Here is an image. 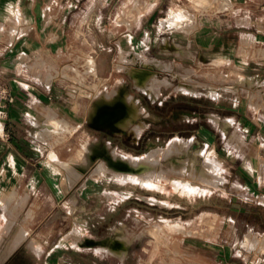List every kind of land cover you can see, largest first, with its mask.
<instances>
[{
    "label": "rangeland",
    "instance_id": "1",
    "mask_svg": "<svg viewBox=\"0 0 264 264\" xmlns=\"http://www.w3.org/2000/svg\"><path fill=\"white\" fill-rule=\"evenodd\" d=\"M54 1L52 0L49 5L51 6ZM138 1L137 7L142 11V15L146 14L141 24L138 25L140 29L133 31V28H129L126 24L131 22L135 15V12H131L134 4L130 0H109L106 1L104 11L89 14V40H67L66 42L62 40V44L51 42L45 45L42 50L31 54L29 60L16 59L14 63L21 68L19 70L23 74H25L24 69L26 72L32 71L38 75L36 80L39 78L54 82L55 86L61 84L63 89L59 95L62 96L63 102L70 100L65 95L66 91L63 90L65 88L73 89L76 86L88 87L89 92L80 91L78 95L67 92V96L68 94L73 95L74 101L82 102L83 95L89 94V108L93 99L97 100H94V104H96L99 99L115 94V92H120L122 97L126 93H133L132 95H135L136 99L141 100V106L146 109L142 119L147 123V127L140 136H136L132 131L140 121L134 122L126 131L118 129L113 124L104 128H96L89 121L88 128L79 131L71 141L72 149L74 148L71 155L76 156L77 154L76 157H78L77 150L81 149L82 143L80 137L89 134V146L99 149L107 145L111 160L105 159V162L107 165L109 164V167L118 170L120 168L117 166L118 164L112 162L120 161V154L143 157L153 149L168 148L175 139H194L195 143L192 142L191 151L202 150V156L198 158L196 165L200 167L204 159L211 157L213 150L205 153L203 140L195 137H198L196 136L198 131L203 128L213 132L212 121L216 122L218 117L210 116V119H207L201 116L202 113L212 112L213 101L207 88L198 84L199 87H195L193 93L179 91L177 86L182 84L181 79L174 78L173 75L184 74L190 80L201 83V85L208 84L219 89L218 93L224 97L238 96L245 104H249L248 101H250L252 93L250 94L247 90L250 87L257 88L259 83L264 84V57L256 56L258 55L257 50L264 49V39L258 40V43L253 45L238 40L237 45L227 47L223 59L217 62L207 61L203 56L200 59V56L198 57L201 63L197 60L192 61V57H189L191 55H181L179 59L169 57L167 60L171 59L177 62H162L170 63L173 69L160 70L153 66L150 56L163 60L166 58L156 55L155 49L150 48L143 41L151 40L150 34L153 32L156 35V26L158 25L152 22L151 28H146V25L149 24V13L146 12L150 9L145 8L146 3H152L154 6L159 0ZM93 2L94 0H90L89 4ZM102 3V0H95L94 5ZM125 6L127 9L122 12ZM160 9L162 12L159 16L163 17L161 23L165 26H172V23L183 20V17L186 18L184 23L220 26V24H231L229 23L231 17L235 16V0H163ZM170 9L176 10L175 18L164 24V20L174 14L169 13ZM182 10L185 12V16L182 14ZM263 18L264 5L261 6L252 21L259 30L263 26ZM53 20V13L46 15L39 32L40 37L53 41L52 37L59 33L54 29ZM182 26L179 25L180 30H183ZM187 27L186 31L193 30L191 26L189 29ZM255 30V27L249 29L238 27L227 29L226 33L244 36ZM81 31L79 30L80 33ZM216 32H219V27ZM18 34L31 37L37 34V30L32 25H28ZM72 35L75 36V32H72ZM108 40L110 43H107ZM176 46L182 48L180 44H176ZM87 47H89V64L92 68V71L89 68L88 78L83 75L86 62H80L70 56V53L75 50L83 52ZM145 49L148 50L147 55L142 52ZM196 50L197 47L193 46L191 51ZM246 50L247 53L249 50L250 53L256 52L255 58L247 59ZM262 52L264 51L261 50L258 53ZM177 54L181 53L177 52ZM136 58L138 61L136 66L151 67L159 73V77H168L173 82V85L166 83L153 85L156 89H160L162 86L170 87V89L162 91L163 97L158 99L162 101L167 98V104L160 105L159 101L154 103V97L141 94L138 91L141 89L129 72L134 66L132 59ZM96 69L98 76L95 72ZM241 77H245L247 80L241 82ZM253 83H256L257 86ZM148 85L150 84L148 83ZM104 87H107L106 91H102ZM259 91H264V87ZM234 92L237 94L234 95ZM259 93L262 100L264 94ZM258 95L254 96V100ZM113 110L112 107H105L101 111ZM153 111H157L161 119L155 121L151 117ZM63 115L65 114L63 113ZM62 136L64 137V135ZM53 140L50 143L52 147L46 150V158L47 162L56 164L55 168L58 174L52 173L51 175L55 181L64 178L63 186L46 187L45 191L39 190L33 195L31 193L30 203L21 206V211L16 210L14 214L16 219L10 211L8 215L13 220L6 219L2 225L4 235L0 237V245L4 241L0 247V264H197L195 255H190L183 250V247L188 245V242L184 241L185 239L190 240V244L204 243L206 239L203 235H206V232L211 233L206 236L214 237L216 234L214 230L217 232L220 227L223 232L229 230L231 222L227 220L231 217L242 238L246 235L249 227L261 229L259 219L245 211H240L245 206V202H251L244 198L245 192L233 193L232 196H229L224 192L226 186L222 191L205 188L204 185L190 178L189 174L197 176L195 173H190L192 170L190 166L185 177L171 174L170 182L147 183L133 177L123 180L117 177L119 174L113 171L98 172L97 165L104 158L97 155L91 160L88 167L84 168L80 164L76 166L84 172L85 176L83 180L70 187L66 171L63 169V172L59 166L60 161L70 162V153H67L69 155L67 157L63 156L66 152L64 149L68 144L61 141L64 150L62 154L54 149V146L59 142ZM85 142L87 141L83 140V143ZM240 143L244 146L241 150L252 149V145H246L241 141ZM219 144L225 143L220 141ZM115 150H117L118 156H114ZM257 158L264 160V156H257ZM162 161L165 164L171 162L178 164V155L173 154L169 160L162 159ZM249 167L254 168L253 165H249ZM180 182H190L197 188L192 192L185 190L176 185ZM260 200L262 203V198ZM253 204L262 206L260 201ZM203 212H220L227 220L223 223L222 219L219 220L212 215L206 216L204 219L201 216ZM16 220H18V225L13 235L9 236ZM172 224L186 226L185 228L193 233L172 232L169 229ZM156 225H160L166 232L163 233V238L158 245L156 240L148 235L142 240L134 238L136 234ZM128 238L132 241L130 246L126 245ZM18 248L20 249L13 254ZM110 250H126L125 261H120Z\"/></svg>",
    "mask_w": 264,
    "mask_h": 264
},
{
    "label": "crops",
    "instance_id": "2",
    "mask_svg": "<svg viewBox=\"0 0 264 264\" xmlns=\"http://www.w3.org/2000/svg\"><path fill=\"white\" fill-rule=\"evenodd\" d=\"M51 1L52 0H0V86H7L13 96V101H3L1 103V105H6L8 118L2 123L0 122V237L4 235V227L2 225L5 220H13V218L8 215L10 211L12 215L15 214L16 210L21 211V206L30 203L32 198L30 197L31 193L33 195L36 191H45L46 187L53 188L63 186L64 178H59V181H55L53 175H51L52 173L58 174L55 168L56 164L47 162L48 160L46 158V150L52 147L50 143L53 139V141L59 142L58 145L54 146V149L56 151L58 150L57 152L63 154L64 150H66L63 154L64 157L69 156L67 153H70V162L65 163L60 161L59 164L62 171L64 169L67 173L66 177L70 187L76 182L83 180L85 176L84 172L76 167L78 164L86 168L97 155L104 158L101 159L103 160L100 162L101 164L105 162L104 152L109 155L108 146L106 144L105 147H100L99 149H94L89 146V134L80 137V142L83 143V140L87 142L83 143V145L81 143V149L77 150L78 157H76L77 154L76 156L71 155L74 149H72L71 141L74 136L83 128H88L89 121L93 124L91 110L97 104H94V100H97L93 99L91 107L89 108V94L87 96L83 95L84 100L82 102L78 100H76V102L73 100V95L68 94L67 96V92L77 95L80 91L87 93L89 92L88 87L76 86L73 89L65 88L63 91H66L65 95L70 98V100L69 102H63L62 96L59 95L62 93L61 89H63L61 84L55 86L54 82H48L39 78V80H36V76L38 75L32 71L26 72L24 69L23 71L25 74H23V72L19 70L21 68L14 63L16 59L29 60L31 54L42 50L45 45L51 42L54 44H62V40H65V42L67 40H89V14L101 13L104 11L106 1L109 0H102L103 3L101 5H94L95 0L92 4H89L90 0H55L50 6L49 3ZM162 3L163 0L157 1L154 6L146 12L149 13V24L146 25V28H151L152 22L158 25L156 26V35L153 32L150 34L151 40L143 41L145 44H148L150 48L152 47L155 49L156 55L166 58L163 60L150 56L152 60L177 62L167 59L169 57H176L179 59L181 55H191L189 57H192V61L197 60L199 63H201V61L198 60L199 56V59L203 56L207 61L217 62L223 59L227 47H232L234 44L237 45L238 40L253 45L258 43V40L264 39V18L262 20L263 26H261V30L252 22L261 6L264 5V0H235V16L231 17L229 22L231 24H220V26H216V24H214L215 26H202L199 23L196 25L193 23H184L186 21L184 17L183 20L172 23V26H165L161 23L163 17L159 16L162 12L160 9ZM170 12L176 13V10L170 9L169 13ZM181 12L184 15L185 12L183 10ZM50 13L54 14V29L59 32L56 36L52 37L53 41L47 40L39 35L46 15ZM145 15L146 14H143L140 17L138 23L133 27V31L140 29L138 25L141 24ZM244 24H246V26H244ZM28 25H32V27L37 30V34L31 37L19 36L18 33L21 29L23 30ZM179 25H183V30L179 29ZM189 26L193 28L191 32L185 30L186 27L189 29ZM217 27H219V32H216ZM238 27H246L247 29L255 27L256 30L244 36L226 33L227 29L231 30ZM79 30H82L81 33ZM220 30L223 31L221 32ZM72 32H75L76 35L73 36ZM107 43H110V40H108ZM176 44H180L182 48H178ZM193 46H196L198 51L192 52ZM250 50L248 53L246 50L247 59L255 58L256 52L250 53ZM261 50L264 51V49L257 50V54L259 55H256L257 57H264V52L258 53ZM202 51L203 53H201ZM142 52L147 55L148 50L145 49ZM177 52L181 54L178 55ZM70 56L80 62H86L83 75L88 78L89 68L92 71L89 64V47L83 52L75 50L70 53ZM198 62L197 65H199ZM95 72L98 76L97 69ZM258 85L257 88L250 87L247 90L250 94L252 93L251 99L248 101L249 104H245L238 96L224 97L219 94L218 97H211L213 101L212 112L202 113L201 116L207 119H210V116H215L219 118H216L215 121L217 122L219 120V122L216 123L211 120L214 124V131L212 132L203 128V130L198 131L196 135L198 137L195 138L203 140L205 153L206 151L213 150L210 155L211 157L205 159L203 163H210L215 167L216 177H218L219 181L216 185H213L210 183L208 184V182L204 180H200L199 176H192L190 174L189 176L199 184L204 185L205 188L208 187L222 191L223 187L226 186L224 192L229 196H232L233 193L245 192L246 195L244 194V198L249 199L251 202H245V206L240 211H245L259 219L261 229L257 230L255 227H249L246 235L242 238L238 229L235 227V222L232 217L227 220L220 212H203L201 216L204 219L206 216L212 215L214 218H219V220L222 219L223 223H225L226 220L231 222V226L229 230H225V232L222 231L221 227L217 232L214 230L216 233L214 237L206 236L211 235L210 232H206V235H203L204 239H206L204 243L195 242L194 244H190V240H184L188 242V245L183 247V250L187 251L190 255H195L194 257L197 264H264V202L261 203L260 200L264 198V160L263 158H257V156H264V112L257 108L264 105V98L261 100V96L258 95L260 94L259 92L264 94V91H259L264 87V84L259 83ZM81 88L83 89L81 90ZM105 88L107 87H104L102 91H106ZM168 89H170V87L162 86L160 89L155 88V90L149 93L142 90L138 91H140L141 94L154 97V103L159 101L160 105H163L164 103H168V99L164 98L162 101L158 99L163 97L162 91ZM235 94H237V92H234V95ZM256 95L258 96L256 100H254V96ZM136 100L138 101L140 109L138 116L133 119H128L123 127L117 128L126 131L134 124L132 123L133 121H140L132 130L136 136H140L142 133L141 131L147 127V123L142 119L146 109L141 106L140 99ZM153 112L154 113L150 115L155 121L161 119L157 111ZM63 113L65 115H63ZM93 125L96 128H104L96 126L95 124ZM6 134H8V137L5 136ZM62 135H64L65 138ZM179 140L186 142V139H175L168 148L153 149L143 157H132L126 154H120L121 160L119 163H121V166L119 164L117 165L120 167L119 173H130L132 169L137 172V169L141 167L142 163H144L145 167H150V162L152 163L151 159L155 156L157 157V155H159L157 153H160L162 158L160 161L154 160V162H156L155 167L158 169V163H160L173 170L167 175L168 181L170 180L171 174L185 177L186 174L184 175L175 169L178 167L187 168L189 165L188 163L191 161H194L196 166L198 158L202 156V150L196 152L191 151L192 142L195 143L194 139H192L193 141L187 140L189 146L186 149L182 150L174 147L175 143ZM61 141H65V143L68 144L64 150ZM220 141L225 144H219ZM235 141L237 142L235 143ZM240 141L246 145H252V149L247 148L244 151L241 150L244 146ZM173 154L178 155V164L174 162L170 164L163 163L162 159H164V161L169 160ZM117 155V150H115L114 156ZM148 158L150 161H148ZM124 159L127 161L129 160L128 163H125ZM203 163L201 166L204 165ZM100 164L97 165V170ZM249 165H253L254 168L249 167ZM136 172L135 175L131 174L126 177L119 174L117 177H121V179L124 180L133 177L144 180L147 183L165 182L158 181L157 179L146 180L138 176ZM79 173L81 176L76 180L77 174ZM176 185L191 192L197 188L190 182H180L176 183ZM256 201H260V205L262 206L259 207L253 204L256 203ZM14 217L16 219V215H14ZM17 225L18 220H16V224L13 226L9 236L13 235ZM172 225L178 226L174 228V230L170 229L172 232L193 233L192 231H188L189 229H185L186 226L184 227L180 224ZM155 231L157 230L152 226L150 229L136 234L134 238L142 240V238L148 235L154 238L158 245L163 238V233L166 232L164 229L160 230V232ZM127 242L129 245H126L130 246L132 241L128 238ZM6 244L3 246L2 251ZM19 249L20 248L13 254ZM110 251L116 255L120 261H125L127 252L124 260H122L121 257L115 253L121 251Z\"/></svg>",
    "mask_w": 264,
    "mask_h": 264
},
{
    "label": "bare ground",
    "instance_id": "3",
    "mask_svg": "<svg viewBox=\"0 0 264 264\" xmlns=\"http://www.w3.org/2000/svg\"><path fill=\"white\" fill-rule=\"evenodd\" d=\"M130 2L132 4H134V7L131 10V12H133V13L135 12V15L133 16V20L131 22H127L126 24H127V26L129 28H133L134 25L138 23L140 17L142 16V11L139 9V7H137V5L139 3L138 0H130ZM152 7H153L152 3H149V2L146 3V7H145L146 9H149V8H152ZM126 9H127V7L125 6L124 7V11H122V12H125ZM128 15H130V14H128ZM174 18H175V13L171 14L169 19L164 20V24H165L166 21H168V22H170V20L173 21ZM136 62H138L137 58L136 59H132V64H134V66L131 69V71H129V72H130L132 78L136 81L137 86L142 91L148 92V93L152 92L153 90H155L154 86L156 84H158V83H161V84L166 83L168 85H173V82L170 81V79L168 77H159V73L155 69H153L151 67H145V66H136ZM152 64H153V66H155L156 68H158L160 70H164V69L167 70L168 68H172L173 69V66L170 63H165V62L158 61V60H152ZM93 65H94V67L96 66L94 61H93ZM161 75H162V73H161ZM173 77L174 78L179 77L181 79V83L182 84L180 86H177V90H179V91L193 93L194 92L193 89L195 87H199V85H200L203 88H207V90L209 91V94H210L211 97H218V95H219L217 88H215L213 86H209L208 84H202L201 85V83H197L196 81L190 80L184 74H178V75L175 74V75H173ZM246 80L247 79L245 77H241L240 78L241 82H245ZM250 82H252V81L250 80ZM148 83L150 85H148ZM253 84L255 86H257L256 83H253ZM146 85H148V86H146ZM99 91H100V89H99ZM105 107H107V108L112 107V108H114V110L113 111H101ZM139 110L140 109H139L138 101L135 99V97L132 94L126 93L125 96L122 97L120 92H117V93L115 92V94L113 93V94H110L109 96H104L103 98L99 99L97 104L91 110V113H92L91 119H92L93 124H95L96 126H99V127H107V126H110L111 124L115 125L116 127H123V125L127 123L128 119H130V118L133 119V118L138 116ZM258 110H263V112H264V106L258 107ZM52 122H54V121H52ZM132 123H134V121ZM142 124H143V122H142ZM61 126H62V124H61ZM188 146H189V144L187 143V140H186V142L179 140V141H177L175 143L174 147H177V148H180V149L183 150V149L188 148ZM159 151H161V150H159ZM157 154H159V155H157V157L155 156V157H153V159H151L152 163L150 162V167H145L144 163H142L141 167L137 169V172L132 169V170H130L131 171L130 173H125L124 172L125 174H123V175L127 177L128 175H131V174L135 175V172H136V174L138 176H141V177L145 178L146 180L157 179L158 181L169 182L170 180L168 181V176L167 175H168L169 172H171L173 170L168 168L165 165H161L160 163H158L159 165H158V169H157V167H155L156 162H154V160L160 161V159L162 158L160 153H157ZM87 157H89V156H87ZM104 157L107 160H111L110 156L108 154H106L105 152H104ZM128 161L124 159L125 163H128ZM148 161H150V159ZM112 163L113 164H119V165L121 164V163H119V161L117 163H114V162H112ZM188 164H187L188 165L187 168L178 167L175 170H177L178 172L180 171L182 174L185 175L189 171L188 167L190 166V168L192 169L190 171V173H195L197 176H199L200 180H204L205 182H208V184L210 183V184H213V185L214 184L216 185L218 183L219 179H218V177H216L217 176L216 175V169H215V167L212 164H210V163H205L204 164L203 163L204 165L201 166V167L195 166L196 163L194 161H191ZM108 165L106 164V162L101 163L99 165V168H98L97 171L98 172H104V173H106L107 171H113L116 174H120L119 173L120 168H118V170H115V169L109 167ZM120 172H122V171H120ZM80 176H81L80 173L77 174L76 180H78V178ZM262 202H264V198H262ZM176 227H178V226L170 225L169 229H173L174 230V228H176ZM154 229L157 230L158 232H160V230H162L163 228L160 225H156V226H154ZM157 231H155V232H157ZM39 250L41 251V249H39ZM116 253L121 257L122 260H124V257L126 255V251L123 250V251H121L119 253L118 252H116Z\"/></svg>",
    "mask_w": 264,
    "mask_h": 264
},
{
    "label": "built area",
    "instance_id": "4",
    "mask_svg": "<svg viewBox=\"0 0 264 264\" xmlns=\"http://www.w3.org/2000/svg\"><path fill=\"white\" fill-rule=\"evenodd\" d=\"M3 101L11 102L13 101V96L11 95L7 86H0V122L2 123L4 120H7L8 114L6 110V105H1ZM8 137V134L5 135Z\"/></svg>",
    "mask_w": 264,
    "mask_h": 264
}]
</instances>
